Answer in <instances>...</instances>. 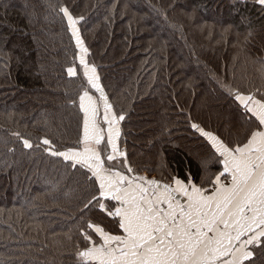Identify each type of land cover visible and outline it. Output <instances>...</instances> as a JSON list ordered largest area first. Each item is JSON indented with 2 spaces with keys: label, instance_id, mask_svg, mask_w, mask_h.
<instances>
[{
  "label": "trees",
  "instance_id": "16d2710c",
  "mask_svg": "<svg viewBox=\"0 0 264 264\" xmlns=\"http://www.w3.org/2000/svg\"><path fill=\"white\" fill-rule=\"evenodd\" d=\"M62 6L125 117L119 145L138 175L169 183L190 174L199 185L209 146L191 124L243 143L254 118L234 94L264 92V10L255 0H0V264H75L83 243L88 186L35 147L43 138L71 146L82 132L84 80Z\"/></svg>",
  "mask_w": 264,
  "mask_h": 264
},
{
  "label": "snow or ice",
  "instance_id": "6c2138e0",
  "mask_svg": "<svg viewBox=\"0 0 264 264\" xmlns=\"http://www.w3.org/2000/svg\"><path fill=\"white\" fill-rule=\"evenodd\" d=\"M264 10V0H255ZM60 12L79 50L84 85L79 95L82 132L74 145L43 138L37 148L80 173L89 196L80 209L75 264H257L264 260V92H235L251 114L245 142H226L197 123L207 142L199 185L190 174L169 183L138 175L121 150L120 122L86 56L88 48L67 7ZM80 20L83 17L79 18ZM251 35V33H249ZM70 77L78 75L68 67ZM94 90V92H93ZM258 92L260 90H257ZM231 95V90H229ZM75 103V101H73ZM26 149L34 145L23 140ZM222 165L212 172L211 164ZM223 177V181L222 178Z\"/></svg>",
  "mask_w": 264,
  "mask_h": 264
},
{
  "label": "rangeland",
  "instance_id": "374dc122",
  "mask_svg": "<svg viewBox=\"0 0 264 264\" xmlns=\"http://www.w3.org/2000/svg\"><path fill=\"white\" fill-rule=\"evenodd\" d=\"M77 28H78V23H77ZM244 128H239V129H237V131H236V128L234 129L235 130V132L234 133H238L239 135L240 134H242L245 130H243ZM118 144H119V140H118ZM119 147L121 148V146L119 145ZM121 150H122V148H121ZM142 175H147L146 173H143ZM155 177V176H154ZM156 178V177H155ZM157 179V178H156ZM159 181V180H158ZM163 183V182H162Z\"/></svg>",
  "mask_w": 264,
  "mask_h": 264
},
{
  "label": "crops",
  "instance_id": "0c3cea01",
  "mask_svg": "<svg viewBox=\"0 0 264 264\" xmlns=\"http://www.w3.org/2000/svg\"><path fill=\"white\" fill-rule=\"evenodd\" d=\"M141 176H145V177H147L148 179H156L154 176H149L148 174L147 175H142V174H140ZM222 179V181H223V177L221 178ZM157 180V179H156Z\"/></svg>",
  "mask_w": 264,
  "mask_h": 264
}]
</instances>
